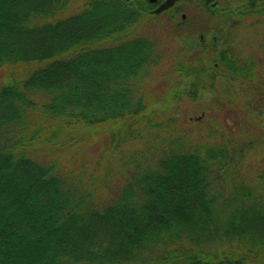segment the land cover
<instances>
[{
	"label": "trees",
	"instance_id": "16d2710c",
	"mask_svg": "<svg viewBox=\"0 0 264 264\" xmlns=\"http://www.w3.org/2000/svg\"><path fill=\"white\" fill-rule=\"evenodd\" d=\"M179 1L264 17V0ZM153 6L0 0V264H264V172L260 191L236 179L249 146L224 135L191 146L171 114L177 83H142L152 43L137 27ZM217 56L230 84L219 91L201 64L176 57L172 72L187 96L212 90L235 106L253 63ZM101 133L105 147L86 153Z\"/></svg>",
	"mask_w": 264,
	"mask_h": 264
},
{
	"label": "rangeland",
	"instance_id": "374dc122",
	"mask_svg": "<svg viewBox=\"0 0 264 264\" xmlns=\"http://www.w3.org/2000/svg\"><path fill=\"white\" fill-rule=\"evenodd\" d=\"M182 8L183 12L186 13V22L194 14L199 16V18L204 17L200 10L196 14L191 4H184ZM177 16L173 20V18H170L165 13L156 16L152 15L145 18L137 27L138 34L148 38L152 43L150 45L151 52L145 62L144 72H147V74L142 83L145 85L146 81L150 91L153 92L162 91L172 81L177 83L176 86L178 85L180 95L179 97H174L173 103H170L171 114L179 117V132L186 135L191 146H194L195 143L198 145V142L202 138L215 141L219 140V137H223V135L228 139H236L243 144L242 146H249L238 167L239 173L236 179L240 180L242 178L249 185L254 186L256 191H260L257 174L264 172V142L261 141V134L264 132V101H262L264 99V90L260 94V90L264 89V17H255L253 14L241 15L240 18L242 19L239 22L241 27L240 29L234 30V36L240 40L239 49L234 52L240 58L242 57V59L245 57L249 60L251 59L255 77L246 78L244 79L246 81L242 83V85L252 88V91H248V96H245V93H241L240 97H235L234 102L236 105L229 106L223 97H220L223 100L219 97H214L215 99L212 102V90L209 92L199 90L197 97L194 99L187 96L185 94L187 88L186 81L181 80V82H178V74L172 72L171 61L176 57L191 61L198 58V55L195 54L190 56L186 55L188 54L186 50L184 54L178 52L180 44L175 31L176 21L179 17ZM157 56L159 57L156 59V63H151L153 57ZM240 62L243 63L242 60ZM209 74L215 80L218 79L214 82L213 78H211L214 82L212 88L218 91L221 90L226 80H221L212 73ZM143 76L144 74L137 75L133 81L138 83V81L143 79ZM225 84L230 85L228 82ZM236 90H238L237 87ZM245 100L252 101L254 107H244L241 103H244ZM220 102L226 105L222 109H218L214 105ZM151 105L152 110H157V113L159 111V105L156 100L154 101L152 99ZM207 128H215L219 130V133L209 139V137H205ZM99 132H107V129L100 130ZM165 132H168V129H165ZM105 141V133H101L97 141L91 143L89 149H86L85 152L91 153L93 150L99 151L103 149L105 147ZM251 142L253 143L251 144ZM213 184L220 185L216 180H214Z\"/></svg>",
	"mask_w": 264,
	"mask_h": 264
},
{
	"label": "flooded vegetation",
	"instance_id": "af4514ba",
	"mask_svg": "<svg viewBox=\"0 0 264 264\" xmlns=\"http://www.w3.org/2000/svg\"><path fill=\"white\" fill-rule=\"evenodd\" d=\"M159 1L150 8L151 12L152 9L157 6ZM173 4L179 7V17L177 16L178 20L175 25L176 36L178 37V42L180 44L178 52L184 54V51L186 50L188 54H185L188 56L194 54L198 55V58L194 61L192 60V63L203 65L206 73H212L215 77L217 76L219 79H222L224 67L219 64L220 60L217 54L220 49H224L225 52L228 51V53L231 50L236 52L239 49L240 40L234 36V30L240 29L241 24L238 21L242 18L236 17L223 19L220 17L207 16L201 12L204 17L199 18V16L194 14V16L189 18L188 22H186V13L183 12V5H193L196 14H198L200 11L196 6V3L192 1L182 2L177 0V2H174ZM231 22H234L233 25H231ZM229 30L233 31L229 33ZM262 92L263 89L260 90V94H262Z\"/></svg>",
	"mask_w": 264,
	"mask_h": 264
},
{
	"label": "water",
	"instance_id": "95a60500",
	"mask_svg": "<svg viewBox=\"0 0 264 264\" xmlns=\"http://www.w3.org/2000/svg\"><path fill=\"white\" fill-rule=\"evenodd\" d=\"M151 2H155L157 0H150ZM176 0H163L162 2H160L156 8L153 9L154 13H159L162 10L168 8L169 6H171Z\"/></svg>",
	"mask_w": 264,
	"mask_h": 264
}]
</instances>
